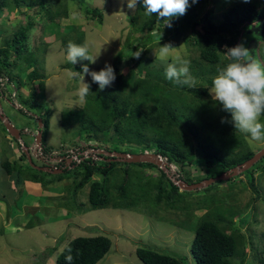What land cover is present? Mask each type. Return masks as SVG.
Masks as SVG:
<instances>
[{"label":"rangeland","instance_id":"rangeland-1","mask_svg":"<svg viewBox=\"0 0 264 264\" xmlns=\"http://www.w3.org/2000/svg\"><path fill=\"white\" fill-rule=\"evenodd\" d=\"M237 1L215 0L208 3L203 12L213 9L211 16L219 22ZM128 2L50 0V3L42 4L40 0H35L31 7L21 4L0 10V48L8 50L11 62L9 78L12 83L4 80L0 85V114L4 117L0 120V264H55L56 256L68 242L77 237L97 235L108 237L112 243L110 251L97 264H143L135 253L139 247L183 259L184 264H197L190 251L194 228L204 219L215 220L219 216L220 227L234 232L237 239L238 254L230 259L231 263L264 264V157L253 166L256 168L253 187L257 193L249 183V172L225 184H217V181L210 183V178L202 190L181 192L186 199L174 205L166 204V200H154L158 191L153 186L161 174L156 168H141L146 166L144 161L138 162L141 167L131 163L117 165L107 181L102 180V175L92 177V181L102 183L112 200L117 199V190L126 186V203L100 209L90 207L87 201L89 183L74 194L81 180L80 176L75 177L74 170L61 174L63 177L60 181L54 179V175L48 171H41L44 161L36 155L40 153L41 156L42 152H36L39 143L35 142V136L41 129L37 121L20 106L21 99H29L36 89L38 80L31 78L33 74L41 76L44 88L35 99L38 109L27 107L35 114L37 110H49L44 145L54 153L59 150L69 152L76 143L86 140L79 119L74 117V112L80 111L86 101L81 102L77 95L79 80L69 75L73 67L86 64L91 69H99L106 63L111 65L119 54L118 58H122L119 67L125 75L124 81L130 75L136 80L144 75L142 69L139 73L137 60L141 59L144 63L149 58V64L165 69L166 64L158 56L160 46L166 43L178 48L170 54L169 63L179 56L190 61L191 73L196 67L198 52L192 45L193 40L189 38V25H183L178 33L172 25L159 40L151 34L156 30L146 31L144 28L145 17L137 11V3L130 9ZM42 5H45L44 9ZM48 7L59 14L48 19L45 14ZM92 8L101 10L100 21L98 18L86 17L85 10ZM20 27L28 29L22 41L23 51L17 53L12 39ZM262 27L264 23L256 29ZM79 33L83 35L82 44L89 46V54L96 57L95 63L78 61L72 65L67 60L61 38L72 42L78 38ZM256 38L249 35L244 39L250 50H253V56L264 63V41ZM137 40L141 41L138 51L130 48ZM137 53H140L139 59ZM195 79L197 86H208L201 77ZM84 82L90 86L94 84L87 75ZM190 99L191 96L187 101ZM210 99L215 100L210 95L200 102L208 104ZM185 102V99L177 100L178 104ZM192 107V111L187 112L189 121H204L207 112H203L198 104ZM213 107L214 112H217V107ZM87 109L90 110L89 107ZM260 122L264 123V117H260ZM10 127L18 131V139L9 134ZM236 134L238 150L256 154L264 149V141H251L239 131ZM96 136L100 139L99 148H90L84 154L99 153L104 148L112 147L114 134L111 131L100 132ZM21 145L27 148V158L22 156L21 149L23 152L26 149ZM149 147L154 150L157 146L151 143ZM121 150L125 152L126 146H120ZM131 152L136 155L138 148H132ZM223 152L229 155L226 149ZM154 160L163 165L160 157ZM6 161L17 168L11 175H7L2 168ZM49 164L54 165L56 162L51 160ZM127 167H130L129 174L126 172ZM170 168L179 172L176 164ZM186 171L197 182L204 176L205 168L190 164ZM215 171V168L210 171V174L215 175L213 178L222 176H216ZM180 174L184 173L181 171ZM17 179L21 180L20 184ZM125 180L127 185L124 184ZM45 181L49 182L46 186L43 185Z\"/></svg>","mask_w":264,"mask_h":264},{"label":"trees","instance_id":"trees-1","mask_svg":"<svg viewBox=\"0 0 264 264\" xmlns=\"http://www.w3.org/2000/svg\"><path fill=\"white\" fill-rule=\"evenodd\" d=\"M34 1L0 0V10L4 7L12 8V6H20L21 4L31 7ZM40 1L42 4L50 3V0ZM72 1L84 2V0ZM214 1L198 0L196 4L187 10L185 15L175 17L169 21L177 33L183 25H189L191 28L189 38L193 40L192 45L196 48L199 59L195 62L196 67H194L191 75L194 78L201 77L208 86L175 85L165 78V69H158L152 63L149 64L148 62L151 60L146 59V57L144 63L141 59L140 61L137 60L139 73L142 69L144 75L142 74L143 76L136 80L130 75L124 81L125 75L121 73L119 67L122 58L119 59V54H117L116 59L111 64L116 75L115 81L103 91L99 90L97 84L91 85L90 93L85 98V106L77 113L74 112V117L79 119L80 127L86 134V140L80 141L79 144L76 143L75 147L69 152L68 150H59L52 153L44 145L49 110H37V114H35L32 111L30 112L27 107L38 109L35 99L44 88L41 76L38 73L33 74L31 78L38 80L36 89L30 94L29 99H21L22 104L20 106L22 110H26L25 113H29L28 116L37 121V125L41 129L35 136L36 144L39 143L36 152H42L41 156H39L40 153L36 155L44 161L41 168L48 170L54 175V179L58 181L62 179L61 174L65 171L74 170L75 177H81L74 194L78 189H82L89 183L87 201L90 207L94 209L111 207V205L117 207L126 203V186L120 187L117 190V199L112 200L102 183L92 181V177L102 175V180L107 181L109 174L114 171L117 165L121 164L131 163L130 165L141 167L138 162H129L135 156H145L147 158L144 160L146 166L141 168H156L161 174L159 181L153 186L158 191L154 197L156 202L166 200L168 205L183 202L186 196L182 195L181 192L191 193L202 190L206 181L215 177V175L210 174V171L214 168L216 169V176L231 175L226 180L217 181V184L232 182V180H236L250 172V175L247 174V176H250L249 183L254 192L257 193L253 187L254 171L256 170L253 166L258 161L244 168L247 161L255 153L237 149L239 145L236 132L238 130L235 129L232 123H221L222 118L231 121L230 113L224 111L216 100L210 99L207 101L208 104L200 102V100L210 96L208 90L212 86L213 78L218 75L219 69L230 62L223 55L226 48L245 42L244 38L249 35L257 37L256 39L259 41H264V27L259 30L256 29L261 23H264V0H249L247 3L238 0L229 7L223 14V19L219 22L211 16L213 9L203 12L205 6ZM189 2L191 4V0ZM44 6L42 5L41 8L44 9ZM136 8L139 13L144 14L145 22H143V26L146 31L156 30L157 33L162 35L170 29L167 26L169 22L166 20L159 19L155 14H145L142 0H137ZM45 11L48 19H53L59 14L52 12L50 7ZM62 13L66 15L65 11H62ZM85 15L89 19L98 18L99 21L102 18V12L97 8L86 9ZM197 18L199 20H196ZM28 26L30 27V24ZM27 29L28 27H20L13 36L12 43L17 53L23 51L22 41L25 39ZM82 41L83 35L79 33L78 38L72 42L82 45ZM69 42L68 39L61 38L65 52ZM140 42L139 40L133 42L130 48L138 51L139 45H141ZM7 43L9 44V42ZM254 45L257 46V44ZM245 46L249 48L246 42ZM10 67L8 50L0 48V80L7 79V82L12 84L9 78ZM81 68L82 66H75L73 70L79 72ZM103 68L94 70L89 67L90 71H100ZM189 96L192 100L187 101ZM182 99H185L186 102L178 104L177 100ZM193 104L200 105L202 111L207 112L204 121L202 119H197L195 122L189 121L187 112L192 111ZM213 106L217 107L215 108L217 112H214ZM0 116L3 115L0 114ZM110 131L114 134L111 140V148H104V151L99 153L89 152L84 155V152L90 148H99L98 142L100 139H97V133ZM151 143L156 144V149H150L149 145ZM120 146H126L125 152L120 151ZM21 147L25 146L21 145ZM135 147L138 148L136 155L131 152V149ZM223 149H226L229 155L225 154ZM21 152L22 156L26 157L23 149H21ZM156 157L163 159L162 167L154 164L153 161ZM51 160H54L56 164L50 165ZM172 164H176L179 172L171 170ZM190 164L205 168L204 176L197 182L191 179L186 171V167ZM130 167L126 168L128 174ZM2 168L7 175H11L17 169L15 165H11L7 161L2 164ZM181 171L184 174L181 175ZM17 180H19L17 183L21 181L20 179ZM35 181H38V177ZM48 183V181H45L43 185L46 186ZM179 183L185 185L201 183L202 185L194 190L185 191L182 187H179ZM124 184L127 185L126 180ZM140 188L142 187L140 186ZM215 193L216 189L213 195ZM228 193L230 194V192ZM257 197H259L258 194ZM200 204L203 205V202ZM220 219L221 216L216 217L215 220L204 219L194 228L190 251L197 264H232L230 259L238 254L237 239L233 235L234 232L223 230L224 228L219 225ZM235 232L239 231L235 230ZM111 245L110 239L101 235L74 238L56 256L55 264H67L65 257L69 254V248L72 249L71 255L73 256L71 264H97L110 251ZM135 253L143 264H184L183 259L160 253L151 248L139 247Z\"/></svg>","mask_w":264,"mask_h":264},{"label":"clouds","instance_id":"clouds-1","mask_svg":"<svg viewBox=\"0 0 264 264\" xmlns=\"http://www.w3.org/2000/svg\"><path fill=\"white\" fill-rule=\"evenodd\" d=\"M198 0H142L146 15L155 14L159 19L167 22L175 17L186 14L187 10ZM247 3L249 0H243ZM137 0H129L128 7L134 8ZM171 27V23H167ZM161 39V34L151 33ZM178 48L171 43H166L159 48L161 62L166 64L164 75L168 81L175 85L195 87L196 79L190 72V61L175 57L172 62H168L170 54ZM140 53H137L138 58ZM229 63L219 69L218 75L212 80L210 95L222 106V109L231 115V121L222 118L221 123H232L236 130L246 134L251 141H264V123L260 122V117L264 115V63L256 59L252 51L245 46V42L226 48L223 53ZM66 58L75 65L78 61H89L95 63L94 58L89 54L87 44H76L69 42L66 49ZM69 75L79 80L78 97L81 102L90 93V84L85 83V75L91 78V82L99 86L103 91L110 87L116 79L114 69L110 64H105L100 71H90L88 65H82L81 71H69ZM72 249H68L65 257L67 264H71L73 256Z\"/></svg>","mask_w":264,"mask_h":264},{"label":"water","instance_id":"water-1","mask_svg":"<svg viewBox=\"0 0 264 264\" xmlns=\"http://www.w3.org/2000/svg\"><path fill=\"white\" fill-rule=\"evenodd\" d=\"M0 117H1V119H4L3 116H0ZM8 132H9V134H11V136H13L15 139H18V138H19L18 131H17L15 128H13V127L8 128ZM23 148L26 149V151L24 150V153L26 152L25 154H26V156H27V155H28L27 148H25V147H23ZM263 155H264V149L261 150L260 152L256 153L251 159H249V160L247 161V163L245 164L244 168H247V167L251 166L253 163L257 162L259 159H261V158L263 157ZM29 157H30V156H29ZM29 159H30V158H29ZM146 159H147V158H145V156H135V157H134L132 160H130L129 162L137 163V162H139V161H144V160H146ZM153 162H154V164L158 165V167H162V166H163V165L158 164L159 161H155V160H154ZM42 170H44V171H48V170H46V169L41 168V171H42ZM55 172H59V171H55ZM49 173H50V172H49ZM50 174H51V173H50ZM230 176H231V175H227V176H225V175L218 176V177H216V178H212V179H210L209 182L212 183V182H215V181L226 180V179H228ZM207 181H208V180H207ZM207 181H206V183H207ZM178 185H179V187H182L183 190H185V191H191V190H194V189L200 187L202 184H201V183H195V184L185 185L184 183H179Z\"/></svg>","mask_w":264,"mask_h":264},{"label":"built area","instance_id":"built-area-1","mask_svg":"<svg viewBox=\"0 0 264 264\" xmlns=\"http://www.w3.org/2000/svg\"><path fill=\"white\" fill-rule=\"evenodd\" d=\"M4 80L7 82V79H4ZM4 80H0V85H2V83H3ZM84 155H86V154H84ZM75 160H76V158H75ZM160 161L162 162V158H160Z\"/></svg>","mask_w":264,"mask_h":264}]
</instances>
